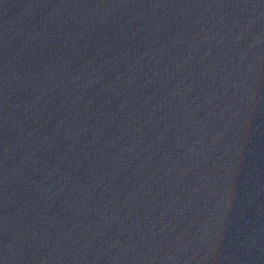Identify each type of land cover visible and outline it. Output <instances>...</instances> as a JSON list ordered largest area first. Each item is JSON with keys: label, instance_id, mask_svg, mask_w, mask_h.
<instances>
[{"label": "water", "instance_id": "95a60500", "mask_svg": "<svg viewBox=\"0 0 264 264\" xmlns=\"http://www.w3.org/2000/svg\"><path fill=\"white\" fill-rule=\"evenodd\" d=\"M0 264H264V0H0Z\"/></svg>", "mask_w": 264, "mask_h": 264}]
</instances>
